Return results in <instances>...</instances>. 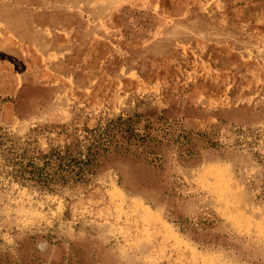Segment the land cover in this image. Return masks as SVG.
<instances>
[{"label": "rangeland", "instance_id": "rangeland-1", "mask_svg": "<svg viewBox=\"0 0 264 264\" xmlns=\"http://www.w3.org/2000/svg\"><path fill=\"white\" fill-rule=\"evenodd\" d=\"M118 118L148 142L85 184L0 153V264H264V0H0V129Z\"/></svg>", "mask_w": 264, "mask_h": 264}, {"label": "trees", "instance_id": "trees-1", "mask_svg": "<svg viewBox=\"0 0 264 264\" xmlns=\"http://www.w3.org/2000/svg\"><path fill=\"white\" fill-rule=\"evenodd\" d=\"M61 136L63 140L47 151L31 150L29 142H15L0 129V153L9 176L48 191L85 184L109 156L129 153L124 141H139L142 146L148 142L136 133L130 119L122 118L94 129L85 128L83 134L78 129H65Z\"/></svg>", "mask_w": 264, "mask_h": 264}]
</instances>
